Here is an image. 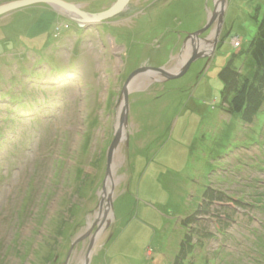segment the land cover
<instances>
[{"label":"rangeland","instance_id":"obj_1","mask_svg":"<svg viewBox=\"0 0 264 264\" xmlns=\"http://www.w3.org/2000/svg\"><path fill=\"white\" fill-rule=\"evenodd\" d=\"M60 1L94 19L116 2ZM226 5L211 58L177 80L141 78L129 95L113 218L89 264H264V110L243 123L219 78L233 58L249 76L243 51L264 0ZM212 11V0H130L87 23L51 3L0 14V264H79L98 228L125 80L169 64ZM206 189L218 200L185 227L205 207Z\"/></svg>","mask_w":264,"mask_h":264},{"label":"water","instance_id":"obj_2","mask_svg":"<svg viewBox=\"0 0 264 264\" xmlns=\"http://www.w3.org/2000/svg\"><path fill=\"white\" fill-rule=\"evenodd\" d=\"M129 1L130 0H116V2L107 12L100 14L98 17H95V19L93 18V20L99 21L100 19L110 18L112 16L118 15L125 9ZM212 2L213 11L208 13V20L205 26L192 34L187 35L186 38L178 44V51H176V54L172 56L169 64L159 68L142 67L133 71L125 80L121 91L122 104L119 111L118 121L114 128V139L107 151L105 179L103 181V186L100 193L101 196L99 199L98 213L96 218L98 223L92 224L97 225L98 228L96 233L93 234L89 239L85 255L83 259L80 260L79 264H89L90 258L95 249L96 239L99 237L100 233L106 229V227H108L107 220H109V218H113L112 204L115 183L113 180L115 169L114 157L122 142H124L125 146L127 147L128 135H126V131L128 128L129 95L132 94L133 91H141V89L138 88H135L134 90V87H136V82L141 78H146L147 81H150L148 86L152 85L153 83H165L177 80L183 77L187 73L190 66L197 60L202 58H211L214 50L216 49L218 38L224 23L227 0H212ZM39 3L56 4L60 7H63L64 9H67L68 11H74V9L77 8V12L80 15L83 13L76 5L73 6L72 4H66L60 0H21L1 6L0 14ZM205 33H207V36H204ZM172 62L175 63L172 65V67H170ZM104 223H107V226H105L106 224L104 225ZM91 229L92 226L90 231ZM86 238H88V235L76 238L74 240V247L82 243Z\"/></svg>","mask_w":264,"mask_h":264},{"label":"trees","instance_id":"obj_3","mask_svg":"<svg viewBox=\"0 0 264 264\" xmlns=\"http://www.w3.org/2000/svg\"><path fill=\"white\" fill-rule=\"evenodd\" d=\"M243 52L246 53V56L248 55L252 62L248 66L250 69L249 76H243L242 72H238L237 67L234 66L233 58L223 66L219 78L223 84V102L228 100L225 99L227 94L233 98L229 101L232 110L229 113H238L241 115L243 123L251 124L257 115L264 110V14L257 29L256 38L252 39L248 48ZM217 197L219 196L213 191L206 189L203 198L206 201L204 205L206 208L196 211L195 214L184 220L183 225L189 227L196 222L197 215L202 212L207 214L208 207H211L213 201L218 200ZM222 197L223 194H220V198ZM189 243L188 246H191Z\"/></svg>","mask_w":264,"mask_h":264},{"label":"bare ground","instance_id":"obj_4","mask_svg":"<svg viewBox=\"0 0 264 264\" xmlns=\"http://www.w3.org/2000/svg\"><path fill=\"white\" fill-rule=\"evenodd\" d=\"M82 15L85 14V15H80L78 12H77V8L74 9V11H71V12H68V14H70L74 20L78 21V22H83V23H87V22H90V21H87V20H93L92 18L94 17V15H91L90 13L88 12H85V11H82Z\"/></svg>","mask_w":264,"mask_h":264},{"label":"built area","instance_id":"obj_5","mask_svg":"<svg viewBox=\"0 0 264 264\" xmlns=\"http://www.w3.org/2000/svg\"><path fill=\"white\" fill-rule=\"evenodd\" d=\"M237 41V40H236ZM237 45V44H236Z\"/></svg>","mask_w":264,"mask_h":264},{"label":"crops","instance_id":"obj_6","mask_svg":"<svg viewBox=\"0 0 264 264\" xmlns=\"http://www.w3.org/2000/svg\"><path fill=\"white\" fill-rule=\"evenodd\" d=\"M135 9V8H134Z\"/></svg>","mask_w":264,"mask_h":264}]
</instances>
